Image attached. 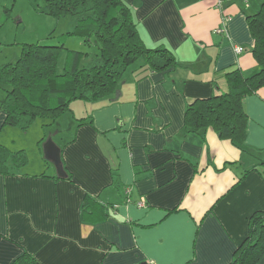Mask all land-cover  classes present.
Segmentation results:
<instances>
[{"label": "crops", "instance_id": "crops-1", "mask_svg": "<svg viewBox=\"0 0 264 264\" xmlns=\"http://www.w3.org/2000/svg\"><path fill=\"white\" fill-rule=\"evenodd\" d=\"M123 1L145 45L181 66L132 71L117 99L73 106V131L52 133L66 178L53 164L0 173V264L25 252L39 264H230L264 210V86L244 98L242 149L185 125L190 103L228 90V71L259 69L248 16L264 0Z\"/></svg>", "mask_w": 264, "mask_h": 264}, {"label": "trees", "instance_id": "trees-1", "mask_svg": "<svg viewBox=\"0 0 264 264\" xmlns=\"http://www.w3.org/2000/svg\"><path fill=\"white\" fill-rule=\"evenodd\" d=\"M46 11L57 17L77 16L73 33L83 36L85 41L93 42L95 38L99 54L80 67L82 54L69 51L67 65L60 73L56 61L60 46L26 45L16 65L2 68V78L11 86L1 102L7 124L27 129L38 115L55 122L69 100L90 102L109 96L117 91L118 80L128 66L137 60L141 68L145 67L142 71L166 72L181 66L166 46L145 45L123 0H46ZM248 22L254 38L252 53L259 69L249 76L238 68L228 71L226 92L197 99L185 112L188 131L206 132L212 128L221 139H228L241 149L248 123L244 98L264 86V2L256 13L248 16ZM56 92H60L58 101L53 103ZM24 152L9 153L0 145V173L24 166L27 161ZM93 201L90 196L85 197L84 214L89 213L87 207ZM109 208L108 204L101 205L99 221L108 218ZM263 256L264 210H260L250 218L249 233L235 249L230 264H258ZM12 264L39 262L25 252Z\"/></svg>", "mask_w": 264, "mask_h": 264}, {"label": "rangeland", "instance_id": "rangeland-1", "mask_svg": "<svg viewBox=\"0 0 264 264\" xmlns=\"http://www.w3.org/2000/svg\"><path fill=\"white\" fill-rule=\"evenodd\" d=\"M75 18L77 16L57 17L49 14L46 11V0H0V145L9 150V153L25 151L27 161L24 166L14 169L17 174L43 173L44 175V173L52 172L53 168L49 165L51 163H46L44 160V145L59 127L62 128L63 133L73 131L72 107L78 105V108L84 109L85 101L69 100L67 108L63 110L64 113L55 122L38 115L27 129L15 124H7L1 102L6 98L7 91L11 90V86L4 82L2 68L5 65H16L22 56L23 48L29 44L60 46L56 59L60 73L67 65L69 51L80 52L83 58L79 66H85L94 55L99 54V47L94 42L95 38L93 42L85 41L83 36L73 33L77 21ZM144 69L145 67L141 68L138 60L128 66L118 80L116 93L118 90L121 91V84L125 83L124 75L127 76L132 71L144 72L142 71ZM58 93L60 92L53 94V103L58 101L56 100ZM52 138L56 142V139Z\"/></svg>", "mask_w": 264, "mask_h": 264}, {"label": "water", "instance_id": "water-1", "mask_svg": "<svg viewBox=\"0 0 264 264\" xmlns=\"http://www.w3.org/2000/svg\"><path fill=\"white\" fill-rule=\"evenodd\" d=\"M118 98V92L116 94V99ZM53 135L50 136L48 141L44 145V158L54 165L57 175L59 177L66 178L68 173L64 167L62 157H61V148L52 138Z\"/></svg>", "mask_w": 264, "mask_h": 264}, {"label": "built area", "instance_id": "built-area-1", "mask_svg": "<svg viewBox=\"0 0 264 264\" xmlns=\"http://www.w3.org/2000/svg\"><path fill=\"white\" fill-rule=\"evenodd\" d=\"M224 21H225V19H224ZM223 29L226 30L225 27H224ZM223 29H222V30H223ZM222 30H221V31H222ZM243 50H244L243 47H236V52H237V53H241V52H243ZM138 205H139V206H143V205H145L144 200L141 199V200L138 202ZM145 264H154V263H152V262H147V263H145Z\"/></svg>", "mask_w": 264, "mask_h": 264}]
</instances>
